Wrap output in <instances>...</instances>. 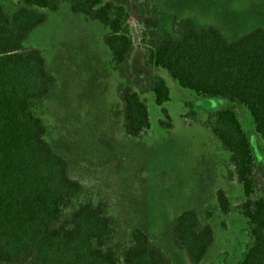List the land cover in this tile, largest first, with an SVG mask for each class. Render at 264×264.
I'll return each mask as SVG.
<instances>
[{"label":"trees","instance_id":"16d2710c","mask_svg":"<svg viewBox=\"0 0 264 264\" xmlns=\"http://www.w3.org/2000/svg\"><path fill=\"white\" fill-rule=\"evenodd\" d=\"M14 1L25 6L12 15L0 3V263L173 264L162 245L139 227L132 229L133 244L120 257L112 245L115 222L106 215L104 202L80 204L66 216L64 209L81 184L68 174L67 160L45 139L46 129L34 106L51 90L54 79L41 50L23 44L45 20L41 10L54 11L59 1ZM69 6L107 30L103 42L118 76L116 94L124 132L137 137L150 127L146 92L152 93L164 118L158 123L171 128L164 79L131 71L133 42L124 6L110 0H69ZM144 35L147 65L165 69L197 95L222 96L231 102L200 121L228 152L232 169L227 177L244 191L239 207L253 242L242 264H264V168L255 159L237 115V106L245 107L264 142V29L256 27L228 40L213 26L174 15L157 37ZM187 106L184 117L199 120L193 104ZM216 200L222 212H229V198L220 188ZM171 234L189 264H201L213 241L211 226L199 225L195 208L175 217Z\"/></svg>","mask_w":264,"mask_h":264},{"label":"rangeland","instance_id":"374dc122","mask_svg":"<svg viewBox=\"0 0 264 264\" xmlns=\"http://www.w3.org/2000/svg\"><path fill=\"white\" fill-rule=\"evenodd\" d=\"M58 1L56 10H41L45 20L23 44L41 50L54 79L49 93L34 106L46 129L45 139L81 184L64 209L66 216L80 204L104 202L106 215L115 222L112 245L120 257L133 244L132 229L139 227L162 245L173 264H189L173 242L171 226L180 212L195 208L199 225L209 224L213 231L201 264H242L253 239L239 207L243 195H229L227 213L218 207L216 190L230 185L225 181L229 163L227 151L200 121L212 105L207 96L194 98L189 90L173 87L174 80L163 68L147 65L142 37H157L176 15L200 26L214 24L222 35L238 38L264 28V0H110L129 14L131 71L143 77L164 76L171 89L165 106L172 127L158 123L164 118L151 92H146L150 127L137 137L122 128L118 76L103 42L106 28L72 12L69 0ZM0 3L8 15L25 6L14 0ZM194 99L199 120L190 121L184 113ZM246 116L241 117L245 129L252 125L250 114Z\"/></svg>","mask_w":264,"mask_h":264},{"label":"crops","instance_id":"0c3cea01","mask_svg":"<svg viewBox=\"0 0 264 264\" xmlns=\"http://www.w3.org/2000/svg\"><path fill=\"white\" fill-rule=\"evenodd\" d=\"M201 26H204V25H201ZM209 26H213L215 27L221 34L222 32L218 29L217 26H215L214 24L213 25H209ZM263 28V27H262ZM264 29V28H263ZM244 33V32H243ZM247 33V32H246ZM245 34V33H244ZM243 34H241L240 36H242ZM224 38L228 39V40H236L237 38H232L231 36L230 37H226V35H222ZM239 36V37H240ZM238 37V38H239ZM44 58V57H43ZM46 66V65H45ZM154 67H157V66H154ZM161 68V67H159ZM165 70V69H164ZM168 73V72H167ZM156 76H160V75H156ZM164 79V81L166 82V79L164 76H160ZM171 77V76H170ZM172 78V77H171ZM173 79V78H172ZM174 83L177 84L179 87H177L174 83H173V87L175 88H180L181 90H189L190 92H192V94L194 95V98H196L197 96H200V95H197L196 93H194L192 90L188 89V88H185V87H182L178 84V82L173 79ZM167 84V82H166ZM168 86V85H167ZM169 89V99L165 102H169L171 100V89L168 87ZM188 92V91H187ZM49 93V92H48ZM152 94V93H151ZM188 94V93H187ZM153 96V95H152ZM208 97V104L209 105H212L209 109L205 110L207 113L212 111V110H215V109H220V108H226V107H229L231 105V102L226 98V97H222V96H207ZM154 100V98H153ZM188 102L192 103L194 108L196 109L198 106H197V103H196V100H189ZM155 103V102H154ZM166 104H164L165 106ZM158 106V105H157ZM159 107V106H158ZM166 107V106H165ZM237 108H239V113H238V117L241 121V117L242 115L244 117L247 118L246 114H249V112L246 110L245 107L243 106H237ZM149 111V109H148ZM169 114V113H168ZM150 118V116H149ZM202 124V123H201ZM251 127L250 128H244L243 125H242V121H241V125H242V128L243 130L245 131L247 137H248V140L250 142V146H251V149H252V152H253V155L255 157V159L257 160V162L264 168V149H263V146H264V142L262 140V138L260 137V135L255 131L254 129V124H253V121L251 123ZM203 125V124H202ZM204 126V125H203ZM205 127V126H204ZM206 128V127H205ZM207 132L209 133L208 135H213V133L208 129L206 128ZM214 136V135H213ZM216 138V136H214ZM216 140H218L216 138ZM218 144L221 145V142L218 140ZM223 148V147H222ZM224 149V148H223ZM225 150V149H224ZM226 151V150H225ZM228 153V152H227ZM228 168L229 169H232V166L229 164L228 165ZM225 181L228 182L230 185H228L227 187H223V188H220L222 189L225 194L227 195V197L229 198V201H230V204H231V198L229 195H243V198H244V191H243V188L240 184H238L235 180H230L227 178V175H225ZM224 213V212H223ZM132 246V245H131Z\"/></svg>","mask_w":264,"mask_h":264}]
</instances>
